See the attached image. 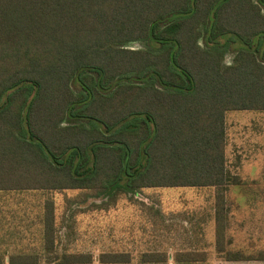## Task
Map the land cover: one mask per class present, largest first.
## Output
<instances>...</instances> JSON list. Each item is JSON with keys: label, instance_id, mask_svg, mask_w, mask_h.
<instances>
[{"label": "trees", "instance_id": "obj_1", "mask_svg": "<svg viewBox=\"0 0 264 264\" xmlns=\"http://www.w3.org/2000/svg\"><path fill=\"white\" fill-rule=\"evenodd\" d=\"M228 109H264V0H0V189L214 186L215 251L264 259L223 245V187L240 181L224 171ZM50 208L42 243L53 259Z\"/></svg>", "mask_w": 264, "mask_h": 264}, {"label": "rangeland", "instance_id": "obj_2", "mask_svg": "<svg viewBox=\"0 0 264 264\" xmlns=\"http://www.w3.org/2000/svg\"><path fill=\"white\" fill-rule=\"evenodd\" d=\"M198 44L205 46L207 43H203L199 37ZM238 45L240 43L233 39L226 44L222 63L231 62L233 50ZM125 46L146 48L148 43L145 40H132L126 42ZM70 86L74 92L79 89L75 82L71 81ZM259 113L263 115L261 120H264V111L228 110L225 112V120L231 116L250 117ZM64 123L66 121L61 122ZM258 172L255 165H249L245 170H240L239 175L263 183L264 174L259 175ZM242 192L237 197L245 205ZM213 193L211 188L197 186H152L138 188L133 192L101 191L99 188L88 187L0 189V202H10L11 207L8 209L16 216L13 228L18 242H21L19 246L24 244L17 250L18 254L26 253L21 256L25 261L34 258L31 264H264V260L256 258L226 261L215 251L207 221ZM257 195L264 199V186L258 188ZM47 205L51 207L54 220L52 254L56 256L53 259L47 254L42 237L36 240ZM183 219L187 221L184 223ZM228 223L229 231L226 235L230 239V246L239 242L243 245L241 249L251 254L264 250V202L258 204L255 212L251 211L246 225L242 219L240 226L243 233L239 241L235 234L237 223L233 217H229ZM247 242L252 246H244ZM180 247L200 252L203 249L204 258L175 262L173 252ZM72 252L88 254L89 261H57V256ZM151 252L162 255L155 256L159 260L146 261V254ZM102 253L119 255L121 260L99 261ZM3 260V264H9L6 256H3ZM46 260H49L48 263Z\"/></svg>", "mask_w": 264, "mask_h": 264}, {"label": "crops", "instance_id": "obj_3", "mask_svg": "<svg viewBox=\"0 0 264 264\" xmlns=\"http://www.w3.org/2000/svg\"><path fill=\"white\" fill-rule=\"evenodd\" d=\"M228 110H258L264 111V109H228ZM225 110L223 112V135H224V148H223V159H224V171L228 175H237L240 178L238 183H227L223 187V196H224V248L239 250L244 254H251L250 252H244L241 247V243L233 244L230 246L229 238L226 235L229 231V217H233L234 221L237 223V239L240 240V234L243 233L242 227L240 226L242 219L244 225L247 224V217H250L251 211L255 212L256 207L264 199L259 198L257 195L258 188H263V183H258L254 178L241 177L239 175L240 170H245L249 165H255L257 170H259V175L264 174V120H261L263 115L252 114L250 117L246 116H231L229 119L225 120ZM253 147L251 148V146ZM233 186L239 187L234 188ZM197 187H208L212 189V193L215 192L214 186H205L199 185ZM142 188V187H141ZM140 188V189H141ZM236 189V190H235ZM138 190V189H137ZM136 190V191H137ZM243 191V192H242ZM244 193V201L246 204H243V201L237 197L239 193ZM249 192V194H247ZM243 195V194H242ZM213 200L211 203V210L208 215L207 221L209 222L210 227V238H213L214 241V193L212 194ZM200 200V198H198ZM197 200V201H198ZM13 206V205H12ZM11 207L10 202H0V264L4 263L3 256H6V262L9 264H31L34 261V258L25 261L21 256L26 255V253L18 254L19 247H23L24 244L20 245L21 242H18V237L16 231L13 228L15 223L16 216L15 213H11V210L8 209ZM191 211V210H186ZM231 215V216H230ZM184 223L186 219L182 220ZM41 229L39 230V235L36 240L41 239L42 235V217L40 220ZM245 229V228H244ZM212 232V233H211ZM209 235V234H208ZM248 236V234H247ZM243 238V237H242ZM245 239V237H244ZM247 241L249 240L246 237ZM254 245V243H253ZM244 246H252L248 242ZM232 247V248H231ZM192 248L180 247L177 252L191 250ZM175 251L173 253H175ZM192 251H199L197 249H192ZM203 253V249L201 250ZM200 252V251H199ZM16 256V257H15ZM257 259V258H256ZM226 261H241L245 259L237 260H227ZM264 260V259H259ZM187 262V260H184ZM180 261V262H184ZM192 261V260H189ZM188 261V262H189ZM37 262V261H36ZM48 263V260H46ZM175 262H177L175 260Z\"/></svg>", "mask_w": 264, "mask_h": 264}]
</instances>
